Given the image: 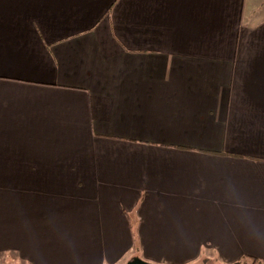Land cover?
I'll return each instance as SVG.
<instances>
[{
    "label": "crops",
    "instance_id": "obj_1",
    "mask_svg": "<svg viewBox=\"0 0 264 264\" xmlns=\"http://www.w3.org/2000/svg\"><path fill=\"white\" fill-rule=\"evenodd\" d=\"M247 256L264 264V0H0V259Z\"/></svg>",
    "mask_w": 264,
    "mask_h": 264
},
{
    "label": "trees",
    "instance_id": "obj_2",
    "mask_svg": "<svg viewBox=\"0 0 264 264\" xmlns=\"http://www.w3.org/2000/svg\"><path fill=\"white\" fill-rule=\"evenodd\" d=\"M134 241H135V239H134ZM208 262H209L208 259L207 260L202 259L196 264H221L218 262L217 258H213L212 263H208ZM232 264H261V263H260V261H258V259L256 257L247 256V257H241L240 259H238L236 262H234Z\"/></svg>",
    "mask_w": 264,
    "mask_h": 264
},
{
    "label": "water",
    "instance_id": "obj_3",
    "mask_svg": "<svg viewBox=\"0 0 264 264\" xmlns=\"http://www.w3.org/2000/svg\"><path fill=\"white\" fill-rule=\"evenodd\" d=\"M125 264H151V263L143 261L142 259L138 257H133L132 259L127 261Z\"/></svg>",
    "mask_w": 264,
    "mask_h": 264
},
{
    "label": "rangeland",
    "instance_id": "obj_4",
    "mask_svg": "<svg viewBox=\"0 0 264 264\" xmlns=\"http://www.w3.org/2000/svg\"><path fill=\"white\" fill-rule=\"evenodd\" d=\"M204 258H205V257H204ZM207 259L209 260L208 263H212V261H213L212 258H210V259H209V258H206V260H207ZM1 263L6 264L7 262L4 263V262L2 261V259H0V264H1Z\"/></svg>",
    "mask_w": 264,
    "mask_h": 264
}]
</instances>
